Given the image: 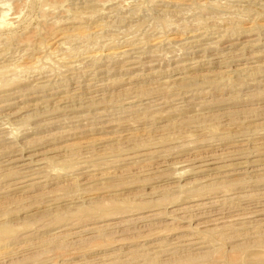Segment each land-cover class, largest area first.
<instances>
[{"label": "rangeland", "instance_id": "374dc122", "mask_svg": "<svg viewBox=\"0 0 264 264\" xmlns=\"http://www.w3.org/2000/svg\"><path fill=\"white\" fill-rule=\"evenodd\" d=\"M0 264H264V0H0Z\"/></svg>", "mask_w": 264, "mask_h": 264}, {"label": "bare ground", "instance_id": "6f19581e", "mask_svg": "<svg viewBox=\"0 0 264 264\" xmlns=\"http://www.w3.org/2000/svg\"><path fill=\"white\" fill-rule=\"evenodd\" d=\"M211 163V162H210ZM213 163V162H212ZM165 165V164H164ZM187 209V208H186ZM168 245V244H167Z\"/></svg>", "mask_w": 264, "mask_h": 264}]
</instances>
